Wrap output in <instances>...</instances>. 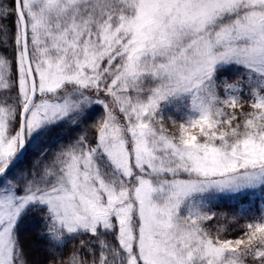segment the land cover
I'll return each instance as SVG.
<instances>
[{
  "label": "snow or ice",
  "instance_id": "obj_1",
  "mask_svg": "<svg viewBox=\"0 0 264 264\" xmlns=\"http://www.w3.org/2000/svg\"><path fill=\"white\" fill-rule=\"evenodd\" d=\"M250 191L264 0H0V264L33 216L43 264H264V208L208 223Z\"/></svg>",
  "mask_w": 264,
  "mask_h": 264
},
{
  "label": "rangeland",
  "instance_id": "obj_2",
  "mask_svg": "<svg viewBox=\"0 0 264 264\" xmlns=\"http://www.w3.org/2000/svg\"><path fill=\"white\" fill-rule=\"evenodd\" d=\"M237 75H238V69L236 67H228L227 69H225L224 71L221 72V77H227L229 82H232L233 80H235ZM73 134L74 133H72L67 128L56 129L53 131L52 137L55 139V138H60L61 136H63L65 139H67L68 136L73 135ZM33 155H34V153L29 152L27 154V156L25 157L24 164L29 163L31 161V159L33 158ZM250 192H256V191H250ZM257 192H261V194H259L256 199L253 198V200L249 202L250 206L252 207L251 209H253V213H255V214H258L259 209L264 208V192H262V191H257ZM218 198H219V196L215 199H218ZM208 223L210 224V222H208ZM28 225L31 226V228L28 230V233L24 234L25 237H23L22 236L23 230L27 229ZM42 230H43L42 221L36 216L29 217L28 219H26L20 228V237H21L22 243L25 246V250L29 254V258L32 260H35V261H37V259L39 258V255L36 253V251L38 249L33 245L32 239H35L37 241L42 242L44 244V249L47 248L46 242L44 240H42L41 238H39V236H38V233ZM229 231H231V230H229ZM231 234H232V236H236L239 234V232L236 231V232H232ZM35 248H36V250H35Z\"/></svg>",
  "mask_w": 264,
  "mask_h": 264
},
{
  "label": "trees",
  "instance_id": "obj_3",
  "mask_svg": "<svg viewBox=\"0 0 264 264\" xmlns=\"http://www.w3.org/2000/svg\"><path fill=\"white\" fill-rule=\"evenodd\" d=\"M261 194V192H245L237 195H221L218 199H215L211 205L212 210L217 213H226L228 219L227 220H215V221H209L210 224L213 225L215 228L216 226H223L227 229L231 230L235 225L230 222V219L233 215L238 214L241 210H245L246 213L252 214L253 209L250 206L249 202L253 200V198H257L258 195ZM245 217H240V222H243V219ZM31 228V226H27V229L23 230V237H25V233H28V230ZM32 238V237H31ZM33 240V245L38 249L36 253L39 255V258L37 261L39 264H43V262L46 260V251L44 249V244L40 241H37L35 239ZM35 248V250H36Z\"/></svg>",
  "mask_w": 264,
  "mask_h": 264
}]
</instances>
